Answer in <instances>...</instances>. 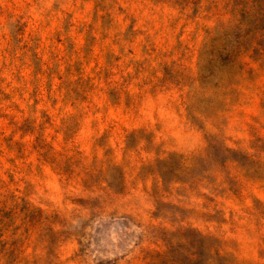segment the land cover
<instances>
[{
  "label": "rangeland",
  "instance_id": "obj_1",
  "mask_svg": "<svg viewBox=\"0 0 264 264\" xmlns=\"http://www.w3.org/2000/svg\"><path fill=\"white\" fill-rule=\"evenodd\" d=\"M0 264H264V0H0Z\"/></svg>",
  "mask_w": 264,
  "mask_h": 264
}]
</instances>
